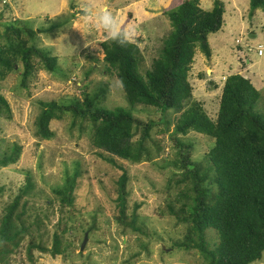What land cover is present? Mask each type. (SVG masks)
Returning <instances> with one entry per match:
<instances>
[{
    "label": "trees",
    "instance_id": "obj_1",
    "mask_svg": "<svg viewBox=\"0 0 264 264\" xmlns=\"http://www.w3.org/2000/svg\"><path fill=\"white\" fill-rule=\"evenodd\" d=\"M13 1L0 0V81L16 73L18 87L32 95L31 79L42 70L53 73L59 67L58 56L38 47L36 38L39 33L62 28L65 22L33 29L9 15V3ZM172 4L166 10L172 29L163 40L160 55L144 72L138 44L131 41L122 46L109 38L101 43L100 58L121 81L125 98L132 106L156 108L157 119H144L123 106L105 107L102 97L107 85L103 84L95 93L86 94L82 103L78 99L68 103L39 101L37 134L43 139L52 138V120L71 116L73 124L88 136L94 155L122 170L112 208L115 220L138 238L145 235L154 241V231L138 219L137 211L143 203L133 201L131 206L128 169L142 163L143 158L151 159L147 143L156 142L153 129L162 123L168 125L164 121L168 111L182 110L169 135L176 152L172 161L176 172L167 180L164 192L169 193L173 181L183 188L175 196L168 194L166 209H158L159 215L168 213L185 225L182 237L172 241L173 248L197 250L206 264H251L261 260L264 252V117L255 110L261 94L249 77L234 73L225 79L216 119L210 118L196 100L184 108L193 98L189 75L195 55L200 50L208 59L212 57L209 36L221 30L225 7L222 0H214L208 9L201 6L200 0H173ZM250 5L252 9H264V0H250ZM4 113L11 117L10 103L0 86V116ZM190 130L214 140L201 159H194V144L185 139ZM13 144L10 152L0 154V168L19 161L21 148ZM155 145L160 152L159 143ZM79 176L81 167L77 163L74 175L66 171L63 183L52 187L58 200L49 198L45 204H58L60 212L52 231L47 228L52 220L48 211L38 208L37 201L29 196L34 189L27 178L20 193L0 212V264H11L10 255L27 239L30 264L37 263L39 254L64 261L73 256L75 242L71 237H76L79 226L73 224L71 216ZM3 190L0 186V196ZM210 228L217 235L214 245L207 239ZM92 229L94 226L88 230ZM139 247L150 252L148 243ZM137 256L138 253L130 255L125 263L132 264Z\"/></svg>",
    "mask_w": 264,
    "mask_h": 264
},
{
    "label": "rangeland",
    "instance_id": "obj_2",
    "mask_svg": "<svg viewBox=\"0 0 264 264\" xmlns=\"http://www.w3.org/2000/svg\"><path fill=\"white\" fill-rule=\"evenodd\" d=\"M172 1L14 0L9 3L12 11L9 15L21 19L33 29L60 22L65 24L49 33H39L36 38L38 47L58 56L59 67L53 73L42 70L31 79L32 95L18 87L19 75L16 73L0 81L11 106V117L7 113L0 116V154L10 152L14 142L21 148V157L16 164L0 168V186L4 187L0 196V212L5 203L20 193V187L29 178L34 189L29 196L37 201L38 208L48 211L52 220L47 228L52 231L60 212L58 204L47 205L45 202L49 198L57 201L52 187L63 183L66 171L74 175L77 163L81 167L71 216L73 224L79 226L75 230L76 237H71L75 242L73 256L64 261L61 257L39 254L36 264H127L125 261L135 253H138V258L132 264H206L197 250L173 248L172 241L182 237L185 225L177 223L168 213L159 215L158 210L166 209L168 194L175 196L183 188L173 181L169 193L164 192L167 180L176 172L172 164L176 152L169 135L174 131L182 110L168 111L164 119L168 125L162 123L153 129L152 138L159 143L160 152H157L156 142H148L151 159L143 158L142 163L130 165L128 169L131 206L133 201L143 203L137 211L138 219L154 231L157 238L154 241L145 235L138 238L135 232L115 220L112 208L118 195L116 181L122 170L94 155L88 136L79 125L73 124L71 116L52 120L53 136L50 139L39 136L35 125L41 110L39 101L68 103L78 99L82 103L86 94L95 93L103 84L107 85L102 97L105 107L123 106L144 119H157L156 108L132 106L128 102L121 81L115 73H110L100 58L101 43L108 38L107 34L102 28L82 22L80 17L85 7L111 11L119 19L122 29L133 31L132 42L142 49L144 72L160 55L163 40L172 29L166 14V10L175 4ZM213 1L200 0V3L208 9ZM222 1L225 7L223 26L209 36L212 57L208 59L200 50L197 51L189 75L193 98L184 108L196 100L203 104L210 118L216 119L225 79L231 74L241 73L249 77L260 91L255 110L264 117V9H252L250 0ZM74 23L87 40L79 29L72 28ZM201 74H206L205 78H201ZM210 80L217 84V88ZM185 139L194 144V159H201L214 143L209 136L193 130L186 134ZM90 226L94 229L88 230ZM86 233L88 240L81 250ZM207 239L211 245L218 241L212 228L207 230ZM137 241L142 243L139 244L141 246L148 243L150 252L140 248ZM24 242L10 255L11 264L31 263L26 249L28 239ZM162 249L165 252L162 253ZM251 264H264V252L261 260Z\"/></svg>",
    "mask_w": 264,
    "mask_h": 264
},
{
    "label": "clouds",
    "instance_id": "obj_3",
    "mask_svg": "<svg viewBox=\"0 0 264 264\" xmlns=\"http://www.w3.org/2000/svg\"><path fill=\"white\" fill-rule=\"evenodd\" d=\"M80 18L84 23H91L98 29L102 28L110 40L122 46L130 43L134 38L133 31L127 28L122 29L119 19L106 8L96 11L92 8L85 7L82 9ZM72 28L80 30L79 26L75 23ZM82 33L84 34V32ZM84 37L87 40L85 34Z\"/></svg>",
    "mask_w": 264,
    "mask_h": 264
},
{
    "label": "water",
    "instance_id": "obj_4",
    "mask_svg": "<svg viewBox=\"0 0 264 264\" xmlns=\"http://www.w3.org/2000/svg\"><path fill=\"white\" fill-rule=\"evenodd\" d=\"M87 240H88V233L85 234L84 240H83V242L81 244V247H80L81 250L84 249V247H85V245L87 243Z\"/></svg>",
    "mask_w": 264,
    "mask_h": 264
}]
</instances>
